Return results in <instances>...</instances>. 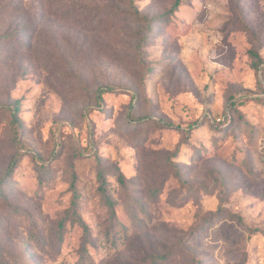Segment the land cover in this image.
Segmentation results:
<instances>
[{
    "label": "rangeland",
    "instance_id": "obj_1",
    "mask_svg": "<svg viewBox=\"0 0 264 264\" xmlns=\"http://www.w3.org/2000/svg\"><path fill=\"white\" fill-rule=\"evenodd\" d=\"M262 61L264 0H0V264H264Z\"/></svg>",
    "mask_w": 264,
    "mask_h": 264
},
{
    "label": "trees",
    "instance_id": "obj_2",
    "mask_svg": "<svg viewBox=\"0 0 264 264\" xmlns=\"http://www.w3.org/2000/svg\"><path fill=\"white\" fill-rule=\"evenodd\" d=\"M257 72L258 73L260 72L262 75H264V61L259 63L258 68H257ZM260 84L262 85L261 81H260ZM110 90H112L110 87H101L99 89L100 93L107 92ZM0 108L7 109L11 114V122H12V126L14 129V138L13 139H14V143H15L16 147L18 148L17 153L15 154V156L12 159L11 164H10V168H12V167L16 166L17 158L23 152L22 143H21V136L23 133V129H22L23 122H22V119L19 117V111H20L19 101H16L14 103L0 102ZM230 119H231V116L229 115V113L225 112L224 118L222 120H219V121H214V123L216 124V126L222 127V126L228 124ZM98 176H99V179H100L101 184H102V192L104 193L111 210L114 212V203L111 201L109 195L107 194V188L105 187V185H106L105 179L101 173ZM76 205L77 204L74 201L73 202V208H76ZM167 260H168V256H166V255L155 254L152 257V263L153 264H165L167 262Z\"/></svg>",
    "mask_w": 264,
    "mask_h": 264
}]
</instances>
